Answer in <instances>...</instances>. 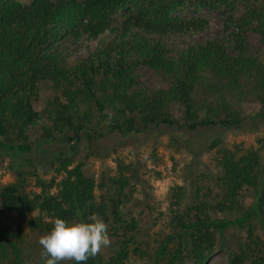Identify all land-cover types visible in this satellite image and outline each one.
I'll return each mask as SVG.
<instances>
[{"label": "trees", "instance_id": "obj_1", "mask_svg": "<svg viewBox=\"0 0 264 264\" xmlns=\"http://www.w3.org/2000/svg\"><path fill=\"white\" fill-rule=\"evenodd\" d=\"M204 8L220 11L224 27L197 40L210 21L178 13ZM82 41L96 47L75 58ZM142 67L168 87L148 85ZM245 104L256 108L251 127ZM262 126L264 0H0V164L8 159L13 180L0 185V264H44L39 239L54 220L93 213L111 244L86 264H209L222 241L227 264H264V136L227 143ZM163 128L221 132L206 147L213 168L191 166L166 206L146 165L120 155L108 163L130 136ZM113 136L118 148L103 153ZM83 141L80 158L53 156L49 179L36 168L33 158ZM97 157L96 170L88 162Z\"/></svg>", "mask_w": 264, "mask_h": 264}, {"label": "rangeland", "instance_id": "obj_2", "mask_svg": "<svg viewBox=\"0 0 264 264\" xmlns=\"http://www.w3.org/2000/svg\"><path fill=\"white\" fill-rule=\"evenodd\" d=\"M181 17H201L210 21V28L201 35H197V40H204L211 36H216L222 33L224 27V16L220 11L211 10L208 8L201 9L199 12L183 11L178 13ZM122 13L113 16V20H119ZM96 47V42L82 41L77 47V57H87L89 52ZM143 81L150 86L155 87H168L169 83L159 74L148 67L140 69ZM245 113L246 124L248 127L253 126L251 119L255 115V107L252 105H242ZM181 113L177 109L176 117L181 118ZM163 132H152L144 134L143 136L127 138L129 145L118 149L117 153H113L108 163L110 167H114V160L120 155L126 161H140L141 164L147 166V177L153 184L154 195L158 201L165 202V196L169 187L174 185H182V176L184 172L188 171L191 166L194 168H213V154L206 151V147L217 136H221L220 131L201 132L195 135L184 134L177 129L163 128ZM163 133V134H161ZM178 137L182 143L188 145V149L176 152V149L171 146L169 142L170 136ZM223 135V134H222ZM259 136H264V126L257 131H250L247 129L245 132L234 131L230 133L227 143L244 141L247 146L256 145V139ZM114 139L104 146L103 153L113 152L118 148V140L121 137L113 136ZM123 137V136H122ZM59 149L58 151H56ZM74 149V150H73ZM88 147L86 142H78L73 146H54L50 153L47 155L33 158L36 162V168L46 178L52 177L55 173L51 170L50 163L53 161V156L58 154L59 151L71 152L80 158L87 153ZM49 161V163H48ZM103 160L100 157L91 158L88 166H94L99 169ZM8 159H3L0 164V185H5L13 180L7 174ZM140 191L143 187H139ZM167 202L164 203V206ZM229 244L226 241L221 242V248L213 257L209 264H227L229 259L228 248Z\"/></svg>", "mask_w": 264, "mask_h": 264}, {"label": "clouds", "instance_id": "obj_3", "mask_svg": "<svg viewBox=\"0 0 264 264\" xmlns=\"http://www.w3.org/2000/svg\"><path fill=\"white\" fill-rule=\"evenodd\" d=\"M88 219L91 222L69 223L61 218L54 220L51 232L39 239L44 264H61L62 261L86 264L89 258L110 246L109 225L95 213Z\"/></svg>", "mask_w": 264, "mask_h": 264}]
</instances>
